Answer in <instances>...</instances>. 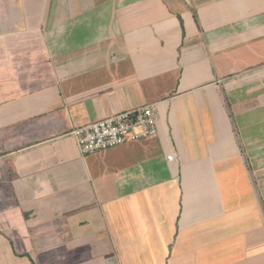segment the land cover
Returning a JSON list of instances; mask_svg holds the SVG:
<instances>
[{"label": "crops", "instance_id": "crops-1", "mask_svg": "<svg viewBox=\"0 0 264 264\" xmlns=\"http://www.w3.org/2000/svg\"><path fill=\"white\" fill-rule=\"evenodd\" d=\"M0 264H264V0H0Z\"/></svg>", "mask_w": 264, "mask_h": 264}, {"label": "built area", "instance_id": "built-area-1", "mask_svg": "<svg viewBox=\"0 0 264 264\" xmlns=\"http://www.w3.org/2000/svg\"><path fill=\"white\" fill-rule=\"evenodd\" d=\"M157 107L145 104L132 110L121 111L97 121L72 129L82 154L106 150L124 143L157 134ZM171 160L173 155H168Z\"/></svg>", "mask_w": 264, "mask_h": 264}, {"label": "rangeland", "instance_id": "rangeland-1", "mask_svg": "<svg viewBox=\"0 0 264 264\" xmlns=\"http://www.w3.org/2000/svg\"><path fill=\"white\" fill-rule=\"evenodd\" d=\"M116 147V146H115Z\"/></svg>", "mask_w": 264, "mask_h": 264}]
</instances>
